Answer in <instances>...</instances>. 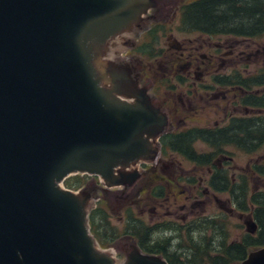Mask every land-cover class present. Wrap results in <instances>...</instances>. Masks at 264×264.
I'll list each match as a JSON object with an SVG mask.
<instances>
[{"label":"water","instance_id":"1","mask_svg":"<svg viewBox=\"0 0 264 264\" xmlns=\"http://www.w3.org/2000/svg\"><path fill=\"white\" fill-rule=\"evenodd\" d=\"M156 5L0 0V264H116L91 232V195L63 185L131 186L129 169L156 158L166 116L105 60ZM125 264L168 263L135 252ZM244 264H264V249Z\"/></svg>","mask_w":264,"mask_h":264},{"label":"flooded vegetation","instance_id":"2","mask_svg":"<svg viewBox=\"0 0 264 264\" xmlns=\"http://www.w3.org/2000/svg\"><path fill=\"white\" fill-rule=\"evenodd\" d=\"M202 1L156 0L105 55L167 118L152 141L156 158L129 169L139 174L133 185L110 189L90 176L74 181L99 194L93 208L105 216L99 243L114 240V254L100 246L116 264L135 252L168 264H244L264 249V36L232 34L231 21L218 30L192 27L203 20L191 25L183 12ZM248 42L250 53L238 51ZM231 148L245 154L244 167ZM175 155L192 168L176 163ZM107 196L128 202L117 216L107 209Z\"/></svg>","mask_w":264,"mask_h":264},{"label":"trees","instance_id":"3","mask_svg":"<svg viewBox=\"0 0 264 264\" xmlns=\"http://www.w3.org/2000/svg\"><path fill=\"white\" fill-rule=\"evenodd\" d=\"M183 18L190 21L191 25L196 20H203L204 24H200L201 26L192 27L209 30L224 28L231 21L232 34L240 35L242 33L249 38L264 36V0H205L186 7ZM256 136L260 137V135ZM233 141L235 142V140ZM188 159H194L192 154L188 156ZM76 179H80V177L70 178L65 183L66 187L70 189L80 187L82 182H74ZM102 210L101 208L93 210L90 216L92 232L98 241H100V237L97 229L103 219L105 220V216L101 218L104 214ZM100 244L102 247L105 245L101 242Z\"/></svg>","mask_w":264,"mask_h":264},{"label":"rangeland","instance_id":"4","mask_svg":"<svg viewBox=\"0 0 264 264\" xmlns=\"http://www.w3.org/2000/svg\"><path fill=\"white\" fill-rule=\"evenodd\" d=\"M165 10H167V9L165 8ZM181 37L182 36H180L179 38H181ZM195 38H197V37L196 36L192 37V39H195ZM247 46H248V49H244V47H241V48H238V51H240V50H247V52L250 53L251 52L250 50H252V48H249V47H252V44H250L248 42L247 43ZM253 47H254L255 51L258 50L255 45H253ZM262 61H264V58H262V59L260 58L259 59V63H261ZM251 69L254 70V67L251 66ZM209 113H210L211 116H214L215 115L213 110L210 111ZM231 150L234 152V155L231 154V156H233L234 158H236V165L239 166V167H244L245 164H246V161H247L245 154L244 153H241V152H238L237 150H235L233 148H231ZM173 158L175 159V162L176 163H179V162L183 163V167H185L186 169H191L192 168V165L189 164V163H187L186 161H184L181 157H178V156L175 155ZM235 172L236 173H239L240 171H235ZM63 186L65 188H67L66 185H65V183H64ZM67 189H69V188H67ZM70 190H72L74 192L80 191L78 189H70ZM91 195H92V199H91V203H90V208L93 209L94 206H95V201L99 197V194L92 193ZM102 195L103 194H101V196ZM131 201L132 202L135 201L134 198H132ZM127 203H128L127 201H123V200H119V202L116 203V201H115V199H114L113 196H107L106 197L107 209L110 211V213L112 215H116L117 216V214L120 213L122 206L124 204H127ZM113 228H114V225H113ZM105 241L107 242L106 243L107 246L104 245V248H107V251L109 253H112V254H114V252L116 253L117 249L115 247L114 240H112L111 238H108L107 237V239L105 238ZM126 244H128V241L123 242V245H126Z\"/></svg>","mask_w":264,"mask_h":264}]
</instances>
